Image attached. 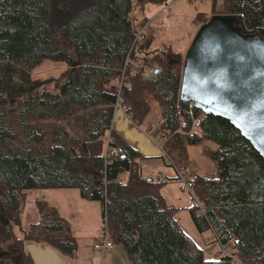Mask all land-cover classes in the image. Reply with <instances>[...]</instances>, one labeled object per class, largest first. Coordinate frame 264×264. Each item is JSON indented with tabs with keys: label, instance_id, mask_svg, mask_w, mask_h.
Here are the masks:
<instances>
[{
	"label": "trees",
	"instance_id": "trees-1",
	"mask_svg": "<svg viewBox=\"0 0 264 264\" xmlns=\"http://www.w3.org/2000/svg\"><path fill=\"white\" fill-rule=\"evenodd\" d=\"M167 1L0 0V264H34L26 242L76 255L71 223L48 200H37L38 221L23 226L27 190L45 188H76L99 201L102 230L124 245L132 264H264L263 156L228 119L180 100L185 54L170 48L138 56L151 41L137 38L135 7ZM212 1L215 14L221 0ZM222 1L243 32L264 37V0ZM47 59L78 72L58 88L56 78H34ZM142 66L160 72L144 79ZM149 96L161 107L158 130L170 131L166 149L176 163L186 165L190 145L216 143L207 154L217 175H196L194 185L205 212L193 205L190 212L200 232L213 230L233 252L205 256L161 191L178 178L145 175V156L113 129L120 102L142 124Z\"/></svg>",
	"mask_w": 264,
	"mask_h": 264
},
{
	"label": "rangeland",
	"instance_id": "rangeland-1",
	"mask_svg": "<svg viewBox=\"0 0 264 264\" xmlns=\"http://www.w3.org/2000/svg\"><path fill=\"white\" fill-rule=\"evenodd\" d=\"M217 9L222 11L225 9L222 2L219 3V6H216L215 11ZM213 10L212 0H169L165 4L147 3L142 8L136 6L132 17L137 38L139 41L146 39H150L151 41L149 49L140 50L138 56L141 59L146 57L152 59L156 55L168 53L170 48L177 51L180 50L185 54L198 29L213 14ZM134 68L138 70L140 69V65L136 64ZM77 72V68L65 62L47 59L36 66L32 74L34 78L38 79L56 78L58 82L52 81L51 85L58 88L59 84H62L72 76H76ZM141 76L143 77L142 73ZM149 100L152 110L143 124H141V127L147 133L152 132L151 124L161 119V107L159 103L151 96H149ZM215 147L216 143L211 140H205L197 145H190L186 166L201 177H215L217 175L216 163L207 154L208 150ZM156 148L163 156L164 150L157 144ZM141 167L144 174L151 173L150 175L155 180L158 179V174L161 171L165 175L173 173L172 167L167 165L162 157L154 160L144 159L142 160ZM183 186L181 181L174 180L165 184L161 191L169 205L179 207L177 212L178 220L184 230L203 248L205 256L209 259H216L222 254V245L216 240L213 230L200 232L196 227L191 216L190 206L193 205L194 199H198V196L195 188L189 190ZM27 194L23 213V226L25 228H28L39 219L35 204L37 200L47 199L51 204L57 206L61 212H65V215L68 212L71 213V218L74 213L79 215L83 210L85 213H88L93 209L95 216L96 212H101V203L99 201L81 198L76 188L31 189L27 190ZM67 218L70 219L69 217ZM86 218L94 222L93 213L90 215L86 214ZM77 222L79 223L78 225L81 224L79 220ZM87 228L88 226L85 221V226L81 227L80 230L85 233L87 232ZM15 230L18 235L21 233L18 228ZM231 252H233V248L229 245V253ZM236 264H241V260H238Z\"/></svg>",
	"mask_w": 264,
	"mask_h": 264
},
{
	"label": "water",
	"instance_id": "water-1",
	"mask_svg": "<svg viewBox=\"0 0 264 264\" xmlns=\"http://www.w3.org/2000/svg\"><path fill=\"white\" fill-rule=\"evenodd\" d=\"M180 100L228 119L264 158V37L213 14L185 53Z\"/></svg>",
	"mask_w": 264,
	"mask_h": 264
},
{
	"label": "crops",
	"instance_id": "crops-1",
	"mask_svg": "<svg viewBox=\"0 0 264 264\" xmlns=\"http://www.w3.org/2000/svg\"><path fill=\"white\" fill-rule=\"evenodd\" d=\"M220 2L223 3L224 8V1L221 0L219 3ZM223 11L217 9L216 13H223ZM212 12H214V10ZM155 123L151 124L150 127L152 128ZM113 129L135 149L141 152L143 156H145V160H154L161 157L164 160V157L156 148V144L151 133H147L145 129L141 127V124L137 123V121H134L131 116L118 104L114 111ZM165 177H175L174 169L173 173H167ZM36 211L39 214L38 208ZM59 211L61 214H64L62 215L66 219H68L67 217L70 218L68 220L71 223L74 234L78 240V249L76 255H67L49 243L26 242V251L32 257L34 264H132L129 255L122 243L114 241V246L107 250H100L94 247L95 243L99 242L102 237V208L101 212H96V216L94 215V211L92 209L88 213H85L84 210L81 211L79 215L74 213L72 218L70 217L71 213L68 212L65 215V212H61V210ZM91 213H93L94 222L89 221L86 218V214L90 215ZM77 220H79L81 223L80 225H78L79 223ZM85 221L88 228L87 232L84 233L80 230V228L85 226Z\"/></svg>",
	"mask_w": 264,
	"mask_h": 264
},
{
	"label": "built area",
	"instance_id": "built-area-1",
	"mask_svg": "<svg viewBox=\"0 0 264 264\" xmlns=\"http://www.w3.org/2000/svg\"><path fill=\"white\" fill-rule=\"evenodd\" d=\"M154 68H149L147 66L141 67V73L143 75L144 79H149L154 75ZM119 106H121L125 112L129 114V109L126 105L122 104L121 102L118 103ZM193 103L190 102V106L193 107ZM130 115V114H129ZM200 122L199 117L194 118V126L198 125ZM170 131L167 130H158V125L155 123L152 126V138L155 141V143L164 150V161L166 162L167 165L171 166L174 171H175V176L178 178L179 181L183 183V187L187 188L189 190H193L194 185H195V179H196V174L193 172L191 168L186 166L185 164H179L176 163L173 158L168 155L167 149H166V140L167 136L169 135ZM113 138L109 137L108 142H112ZM158 180L161 178L165 177L163 172H160L158 174ZM193 206L198 210V213H204L205 212V207L202 204V202L199 199H194L193 200ZM114 246V240L112 238L111 233L106 229L105 231L102 230V237L101 240L97 243H95L94 247L100 250H107L110 249ZM222 250L224 254L229 253V245L225 244L222 245Z\"/></svg>",
	"mask_w": 264,
	"mask_h": 264
}]
</instances>
